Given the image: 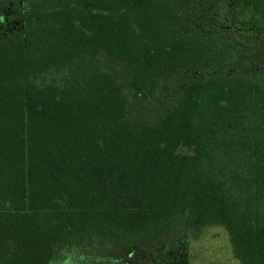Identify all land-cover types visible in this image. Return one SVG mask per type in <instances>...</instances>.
Masks as SVG:
<instances>
[{
    "label": "trees",
    "instance_id": "1",
    "mask_svg": "<svg viewBox=\"0 0 264 264\" xmlns=\"http://www.w3.org/2000/svg\"><path fill=\"white\" fill-rule=\"evenodd\" d=\"M0 264H264V0H0Z\"/></svg>",
    "mask_w": 264,
    "mask_h": 264
}]
</instances>
